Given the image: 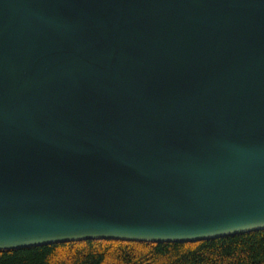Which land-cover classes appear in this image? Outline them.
I'll return each mask as SVG.
<instances>
[{
    "label": "water",
    "instance_id": "obj_1",
    "mask_svg": "<svg viewBox=\"0 0 264 264\" xmlns=\"http://www.w3.org/2000/svg\"><path fill=\"white\" fill-rule=\"evenodd\" d=\"M264 230V0H0V251Z\"/></svg>",
    "mask_w": 264,
    "mask_h": 264
},
{
    "label": "trees",
    "instance_id": "obj_2",
    "mask_svg": "<svg viewBox=\"0 0 264 264\" xmlns=\"http://www.w3.org/2000/svg\"><path fill=\"white\" fill-rule=\"evenodd\" d=\"M0 264H264V230L189 243L86 240L3 250Z\"/></svg>",
    "mask_w": 264,
    "mask_h": 264
}]
</instances>
